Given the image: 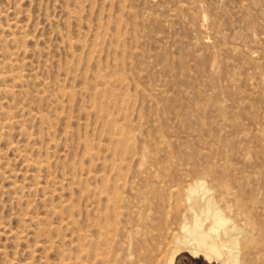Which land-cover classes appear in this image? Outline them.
<instances>
[{
  "label": "rangeland",
  "instance_id": "obj_1",
  "mask_svg": "<svg viewBox=\"0 0 264 264\" xmlns=\"http://www.w3.org/2000/svg\"><path fill=\"white\" fill-rule=\"evenodd\" d=\"M0 124V264H166L198 179L264 232V0H0Z\"/></svg>",
  "mask_w": 264,
  "mask_h": 264
},
{
  "label": "bare ground",
  "instance_id": "obj_2",
  "mask_svg": "<svg viewBox=\"0 0 264 264\" xmlns=\"http://www.w3.org/2000/svg\"><path fill=\"white\" fill-rule=\"evenodd\" d=\"M205 182L198 179L187 184L186 191L189 202L185 208V213L179 215L177 219L179 230L173 236L174 243L170 254H168L169 256L167 255L166 264H174L176 257L184 252H188L196 258L203 256L209 263L264 264V232L261 231L263 227L260 228L262 224H259V226L258 222H254L255 220L247 215L248 219H244L247 221V225H239L238 220L233 218L234 216L231 218L230 215H226L222 208L223 206L221 207L219 203V199L216 198L213 192H210L211 188L209 189L207 182L206 184ZM234 202L236 201L234 200ZM229 205H227L228 208ZM235 206L239 215V201ZM243 212L244 215L245 211L243 210ZM243 224L246 223L244 222ZM136 232H138V229ZM154 248L152 250H155ZM158 251L161 252L159 249ZM144 256L139 258V260H143ZM146 258L148 259V256ZM140 261L138 262L140 263Z\"/></svg>",
  "mask_w": 264,
  "mask_h": 264
}]
</instances>
